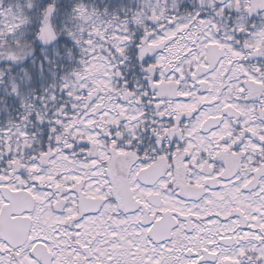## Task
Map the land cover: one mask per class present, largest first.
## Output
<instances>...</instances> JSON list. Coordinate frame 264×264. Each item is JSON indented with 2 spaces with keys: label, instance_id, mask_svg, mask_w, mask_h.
<instances>
[{
  "label": "snow or ice",
  "instance_id": "snow-or-ice-1",
  "mask_svg": "<svg viewBox=\"0 0 264 264\" xmlns=\"http://www.w3.org/2000/svg\"><path fill=\"white\" fill-rule=\"evenodd\" d=\"M0 264H264V0H0Z\"/></svg>",
  "mask_w": 264,
  "mask_h": 264
}]
</instances>
